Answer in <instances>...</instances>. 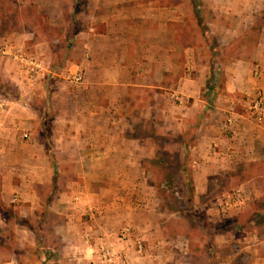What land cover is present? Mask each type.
I'll return each instance as SVG.
<instances>
[{
    "label": "rangeland",
    "instance_id": "rangeland-1",
    "mask_svg": "<svg viewBox=\"0 0 264 264\" xmlns=\"http://www.w3.org/2000/svg\"><path fill=\"white\" fill-rule=\"evenodd\" d=\"M165 1L183 3L186 16L177 27L179 42L184 44L197 36L198 51L208 60V77L215 84L212 92H219L223 85L220 64L235 57H248L259 30L264 27V0H252L248 4L254 14L251 27L223 49L204 23L205 19L219 20L215 13L222 12L208 7L207 0ZM93 2L0 0V264H59L63 258L62 242L55 239L52 220L46 215V202L51 198L47 191L52 186L60 187L63 179L58 177L53 182L37 184L36 212L29 209L30 203L19 192L11 188L2 192L1 184L5 180L15 184L21 176H26L30 184L27 167L30 165L19 161L21 151L32 150L37 140L47 148L49 138L60 135L51 126L75 121L72 108L80 103L81 87L72 88L64 80L71 68L60 58L65 45L63 32L89 26L92 20L87 12L93 9ZM37 41L47 43L48 48L38 51L36 59ZM73 52L75 56L80 52L77 46ZM18 54L26 62L20 61ZM215 62L217 65H213ZM240 98L235 93L227 99L222 105L223 113L228 114L232 107L253 122L256 117L241 104ZM214 100L213 97L210 101L211 107L215 105ZM261 104L263 108L262 97ZM174 111L170 114L174 115ZM180 112L184 121L179 128L172 123L167 125L163 118L156 127L158 120L153 116L146 129L136 130L138 135H148L150 139L144 151L149 156L138 165L134 163L139 172L143 171L140 180L145 189L142 195L148 202L146 206L145 202L135 200V197L141 199L140 193L129 192L136 176L130 178L125 165H113L112 177L104 176L101 183L97 180L106 188L100 194L101 205L115 208L116 203H121V208L126 210V197L131 195L137 203L138 211L132 222L120 216L125 211L116 209V236L121 237L124 227L128 231L120 239L124 242L123 249L106 244L117 253L114 264H255L257 238L264 236V216L257 218V212L264 209L262 114L257 117V143L252 140L249 143L251 157L224 162L222 155H210L212 150L217 153L219 146H213L211 135L201 129L204 117L209 114L199 108L189 111L182 107ZM165 119L168 120L167 116ZM19 120L25 129H17V125L15 129L13 124ZM32 120L42 123L41 126H29ZM250 126L254 125L250 123ZM217 133L224 135L221 130ZM203 152L211 157L206 159ZM116 172L121 176H114ZM109 186L114 191L108 192ZM236 189H240L239 195ZM82 216L88 217L86 213ZM96 247L88 257L74 263L90 264L96 256ZM65 257L66 264H70L68 256Z\"/></svg>",
    "mask_w": 264,
    "mask_h": 264
},
{
    "label": "crops",
    "instance_id": "crops-1",
    "mask_svg": "<svg viewBox=\"0 0 264 264\" xmlns=\"http://www.w3.org/2000/svg\"><path fill=\"white\" fill-rule=\"evenodd\" d=\"M93 1V9L87 12L92 20L89 26L63 32L65 45L60 58L70 65V72H83L82 82L72 87H81L80 103L72 108L75 121L51 126L60 134L49 138V146L53 148H45V144L37 140L32 150L21 151L19 161L30 165L27 166L30 168V184L26 176H21L15 184L9 180L1 184L2 192H8L9 188L19 192L30 203L29 209L36 212L39 206L37 184L50 183L58 177L63 179L60 187L52 186L47 191L51 198L46 202V215L52 220V230L57 234L55 239L62 242L60 245L64 251L60 253L63 258L59 264H66L65 256L70 264L81 262L100 244L108 243L123 249L124 242L120 239L124 235L116 236V209L125 211L120 216L126 222H132L138 211L137 203L131 195L126 197V210L121 208V203L115 202V208L101 205L100 194L105 193L106 188L103 189L105 184L100 183L104 176L112 177L110 167L123 164L130 178L136 176L129 192L140 193L141 199L135 197V200L145 202L144 206L148 204L142 195L145 193L140 180L143 171L139 172L134 163L138 165L149 156L144 153L150 143L149 136H140L136 130L146 129L150 118H157L156 127L161 118L164 123L167 121V125L172 123L173 127H178L184 121L180 116L182 107L189 111L194 108L205 111L209 115L204 117L201 129L211 135L209 139L213 146H219V151L212 150L210 155L220 154L224 162H231L236 158L251 157L249 143L257 141V118L250 122L232 107L228 114H224L222 105L235 93L239 94L245 107L257 92L264 103V27L259 30L248 57H235L220 64L223 85L214 94V81L208 77L209 62L200 56L197 36L184 44L179 42L177 27L183 24L186 16L182 2ZM206 2L208 7L222 12L215 13L219 20L205 19L204 22L222 49L251 27L254 14L248 4L252 0ZM76 46L80 52L75 56L73 50ZM35 47L37 59L38 51L48 45L37 41ZM212 96L215 99L213 107L210 106ZM172 110H176L174 115L170 114ZM261 114L264 128V106ZM22 124L23 121L19 120L13 126L22 129ZM32 124L39 125L33 120L29 126ZM218 130L224 135H219ZM210 155L203 152L202 156L209 159ZM114 176L121 174L116 172ZM97 180H100L99 184ZM32 182L36 185L33 186ZM107 190L114 191L111 186ZM235 191L236 195L240 194V189ZM111 208L115 212L112 213ZM84 213L88 217H81ZM256 244L255 264H264V236L257 238Z\"/></svg>",
    "mask_w": 264,
    "mask_h": 264
},
{
    "label": "built area",
    "instance_id": "built-area-1",
    "mask_svg": "<svg viewBox=\"0 0 264 264\" xmlns=\"http://www.w3.org/2000/svg\"><path fill=\"white\" fill-rule=\"evenodd\" d=\"M16 57V56H14ZM17 57L20 61L26 62V59L21 55L18 54ZM32 63V61H31ZM36 66V65H35ZM83 79V72L81 70H76L73 72H68L64 80L67 85L71 87H76L82 82ZM174 100L176 98H173ZM177 100V99H176ZM247 108L250 110V113L253 117H259L262 111V104H261V95L259 92L254 94L250 100L246 104ZM229 122V119H226V123ZM128 231L127 227L121 229V233L125 235ZM138 248H140V243H137ZM118 256L117 253L113 250V248L106 244H100L97 246V253L94 259L90 261V264H114L117 261Z\"/></svg>",
    "mask_w": 264,
    "mask_h": 264
},
{
    "label": "trees",
    "instance_id": "trees-1",
    "mask_svg": "<svg viewBox=\"0 0 264 264\" xmlns=\"http://www.w3.org/2000/svg\"><path fill=\"white\" fill-rule=\"evenodd\" d=\"M260 216H264V209L262 211L257 212V218H259Z\"/></svg>",
    "mask_w": 264,
    "mask_h": 264
}]
</instances>
